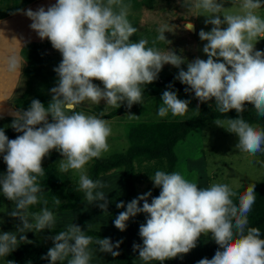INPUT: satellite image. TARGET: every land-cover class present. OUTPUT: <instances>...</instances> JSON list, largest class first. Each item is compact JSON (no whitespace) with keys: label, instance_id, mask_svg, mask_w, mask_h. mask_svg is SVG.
I'll list each match as a JSON object with an SVG mask.
<instances>
[{"label":"clouds","instance_id":"1","mask_svg":"<svg viewBox=\"0 0 264 264\" xmlns=\"http://www.w3.org/2000/svg\"><path fill=\"white\" fill-rule=\"evenodd\" d=\"M185 4L197 17L206 18L205 25L212 26L210 31L201 29L198 34L206 42L202 49L206 60L197 57L188 61L169 47L167 50L146 47V39L130 41L138 30L127 19L129 6L122 0H56L35 11L18 9L31 21L30 29L41 41H49L62 60L53 69L58 79L50 89L47 106L32 99L26 110L8 111L12 117L8 127L18 133L15 139H9L0 128V155L7 166L6 174L0 175V191L13 204L7 214L20 221L15 231L0 232V258L9 256L22 243H32L27 233L51 231L55 223L48 207L38 212L29 210L42 200L47 205L38 177L45 175L42 163L53 150L62 157L59 172L78 173L77 191L107 212L109 201L105 193L94 194V190L106 185L89 178L85 166L108 150L110 121L76 109L86 101L92 104L104 101L116 108L126 104L129 109L142 104L146 86L157 80L165 65L179 70L176 79L187 86L186 93L194 92L200 104L214 100V109L221 114L235 110L237 118L214 123L238 137L235 147L239 152L253 157L264 154V129L240 115L245 104H250L257 116L264 117V50L255 48L258 41L264 40V18L257 14V10L264 8V0H236L232 6L238 8L236 13L224 7V0H183ZM184 30L194 31L195 26L188 20ZM165 32H169L168 25L158 29L156 39L170 45ZM0 33L5 35L3 29ZM9 41L24 48L22 40L15 36ZM184 64L186 71L181 67ZM23 67L22 58L12 52L5 56L0 71L14 74ZM93 81H99L103 87ZM161 100L157 110L160 118L169 114L184 116L191 103L179 99L172 90L164 91ZM193 111L199 112V106ZM150 179L160 189L159 196L152 197L149 191L127 205L117 203L118 209L126 210L114 220V226L123 232L130 218L140 213L146 215V222L139 228L143 244L133 245L145 264L151 261L164 264L183 257L197 247L201 236L208 235L218 248L211 259L203 258L198 264H264L260 229L248 227V214L257 197L255 185L245 188L236 204L232 198L237 193L227 184L213 183L200 188L179 172L161 170ZM53 202L62 203L57 196ZM51 239L53 247L42 257L50 264L66 259L67 264H90L92 244L98 246L99 253L117 257L120 252L115 249L123 243L94 238L76 224L67 225ZM7 264L15 261L7 260Z\"/></svg>","mask_w":264,"mask_h":264},{"label":"rangeland","instance_id":"2","mask_svg":"<svg viewBox=\"0 0 264 264\" xmlns=\"http://www.w3.org/2000/svg\"><path fill=\"white\" fill-rule=\"evenodd\" d=\"M236 0H224V7L232 13L238 12V8L232 7ZM124 5H128L127 19L133 27L137 28V32L130 37V41L137 42L139 39H146L148 44L146 47H156L160 50H175L177 55H182L188 61H192L199 57L206 60L207 56L202 49L204 43L199 39V32L203 29L205 32L211 30V25H205V17H197L194 11L189 9L183 0H122ZM41 7V4H35L31 7L33 11ZM257 14L264 18V8L257 10ZM190 20L194 26V31H185L184 24ZM31 21L27 18V26L25 30V40L27 48L23 50L22 55L26 60L27 71L32 73V85L30 95L27 99L30 102L34 97L47 96L51 100L50 89L56 85L57 75L54 68L59 65L62 60L60 53L54 50L49 41H41L35 32L30 29ZM162 25H168V31L165 32L167 41L157 40L159 35L158 29ZM140 27V28H139ZM155 41V44L153 43ZM257 50H264V40H260L255 45ZM185 71L187 65L181 66ZM178 69L171 65H165L161 70L162 74L176 79ZM28 77V76H27ZM25 80V78H24ZM101 88L103 85L99 81H93ZM180 83V82H179ZM16 99L20 98L26 85L20 82ZM163 90L159 95L150 97L137 109L121 115L110 121L111 135L108 138V150L100 157L107 158L115 153L126 151L128 142L125 138L126 125L133 122H150L160 120H184L194 114L192 109V98L183 94L177 96L181 100H190L189 111L184 116L173 117L169 114L167 117L160 118L157 116V110L162 103L161 97ZM198 103H196V106ZM116 107L106 105L101 101L100 104H92L85 102L77 107V111H83L87 115H101L109 112ZM27 109V108H26ZM25 109V110H26ZM101 109V111H100ZM95 113V114H94ZM128 115H135L137 118H128ZM51 119V117H49ZM107 120V119H106ZM213 121L204 123L203 126L193 131L183 142L176 146L175 152L178 162L174 172L181 173L189 181H194L200 188H207L213 183L227 184L232 190L251 186L257 182L264 181V155L257 154L255 157L246 153L239 152L235 145L238 143V137L228 133L224 128L217 126ZM12 118H0V128L5 130V134L9 139H15L16 135L11 127ZM89 163L85 166L87 173ZM59 168V164H58ZM7 166L3 162L0 155V175L6 174ZM68 174L72 178V182L78 187L79 174L69 171ZM106 187L96 189L95 191H103L109 201L107 212H103L95 203H85L75 211H65L55 214V223L50 230L42 233H27L28 240H36L47 245L53 246L51 237L59 231L65 230L67 225L76 224L83 231H97L107 235L122 238L127 241L129 256L135 264H145L139 259L138 251L133 250V245H141L143 241L139 235L140 225L146 222V215L143 213L130 218L127 222L126 230L121 232L114 226V220L123 209H118L116 204L123 202L125 204V188L123 172L116 170L99 178ZM240 185L242 187H240ZM154 184L151 179L137 185V197L147 192H152V197L159 196L160 189L157 188V195L153 194ZM151 203V197L149 198ZM143 202L140 203L142 207ZM13 208L11 201H8L0 191V232L15 231L20 224L17 219L11 218L7 213ZM58 231V232H54ZM203 243L198 248L201 255L198 254L197 259L200 261L206 258L207 241L211 240V235L201 236ZM209 243V242H208ZM95 244L90 245L93 252L90 264H116L110 254L99 253L96 251ZM126 250V252H127ZM192 252V253H193ZM127 254V255H128ZM201 258V259H200ZM0 264H5L0 258ZM148 264H160L158 261H151Z\"/></svg>","mask_w":264,"mask_h":264},{"label":"trees","instance_id":"3","mask_svg":"<svg viewBox=\"0 0 264 264\" xmlns=\"http://www.w3.org/2000/svg\"><path fill=\"white\" fill-rule=\"evenodd\" d=\"M27 46L30 47V45ZM27 46H25L23 50H25ZM31 75L32 73L26 69V77H28L25 82V90L22 96L14 101V106L17 109L28 108L32 101H27L33 79ZM186 87V85L160 72L157 80L146 86L142 104L146 99L159 95L163 90H172L178 94L191 96L192 109L195 110L197 106H199V112L193 111L194 114L184 120L128 123L125 132V138L128 142L126 151L115 153L107 158L99 157L92 159L87 171L89 178L96 181L99 180L100 177L111 172L121 170L123 172L126 195L125 205H127V203L137 198V185L150 179L157 170L165 171L166 173L174 172L178 162L175 152L176 146L183 142L193 131L197 130L208 121L237 118L235 110L230 111L228 114H221L215 111L214 100L209 103L200 104L199 101L195 99L194 92H185ZM33 99H39L45 106H47L50 101V99L44 95L34 97ZM196 103H198L197 106ZM142 104H134L131 109H129L126 104H122L121 107L114 108L107 113L101 115L94 114L99 118L111 120L137 109ZM210 104L212 105L211 107L209 106ZM240 115L248 123L264 129V117L257 116L252 105L245 104V110ZM49 121H51L50 118ZM15 135L17 136L18 133L15 132ZM61 158L62 157L55 150H53L48 157L44 158L42 167L45 170V175L38 177V183L43 189V199L47 200V205H45L42 200L37 205L31 206L29 209L30 211L38 212L43 207H48L55 215L60 212L75 211L85 203V194L82 191H77L78 187L72 182L71 176L68 173L59 172L58 164ZM253 185H255V194L257 197L248 214V227L259 228L261 238L264 239V181L257 182ZM247 187L233 190L237 193V196L232 198L234 203L238 204L239 195L242 194ZM157 193V188L154 187V196H156ZM56 196L62 202L60 205H55L53 202ZM125 210L126 208L122 211ZM86 234L94 238H110L113 243L123 241L119 249H115L120 252V255L117 257L112 256L113 260L116 264H135L132 258L126 253V242L124 239H119L115 236L97 231H86ZM212 242L213 248L216 251L218 245H216L213 240ZM51 247L53 246L32 240V243L20 244L14 252L2 259L5 264H7V260H13L15 264H50L48 259H42V257L47 255ZM57 264H67V259L58 261ZM164 264H174L173 259L165 261Z\"/></svg>","mask_w":264,"mask_h":264},{"label":"crops","instance_id":"4","mask_svg":"<svg viewBox=\"0 0 264 264\" xmlns=\"http://www.w3.org/2000/svg\"><path fill=\"white\" fill-rule=\"evenodd\" d=\"M37 3L47 8L48 6L56 3V0H0V29H3L5 32V35L3 33H0V64H2L5 56L12 52L17 53L22 58V63L24 64L21 72L8 74L5 71H0V108L3 109V111H0V116H2L3 118L5 117V119L8 117L12 118L10 115H8V111L11 109H17L14 106V101L16 99L17 93L19 92V83L24 82L25 85V82L27 80L26 60L22 55L24 48H22L18 42L9 40H11L13 36H15L22 40V43L25 47V45L27 44L25 40L27 17L18 12V9L27 10ZM5 36L9 40H7ZM125 242L127 244V241ZM202 243L203 239H199V241L197 242V244H199V248ZM207 244H209V246L206 245V256L208 255L206 258L211 259L215 253L212 239L207 241ZM199 248L195 252L191 251L183 257H177L173 259V263L198 264L199 260L197 262H195V260L197 259L198 254L201 255ZM126 253L128 254V250Z\"/></svg>","mask_w":264,"mask_h":264}]
</instances>
